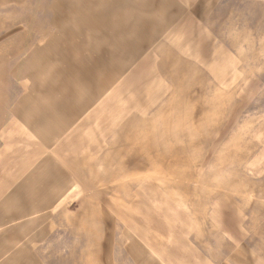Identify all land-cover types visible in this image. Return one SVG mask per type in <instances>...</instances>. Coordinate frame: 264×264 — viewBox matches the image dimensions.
Listing matches in <instances>:
<instances>
[{
	"label": "rangeland",
	"instance_id": "rangeland-1",
	"mask_svg": "<svg viewBox=\"0 0 264 264\" xmlns=\"http://www.w3.org/2000/svg\"><path fill=\"white\" fill-rule=\"evenodd\" d=\"M165 1L0 0V264H264V0Z\"/></svg>",
	"mask_w": 264,
	"mask_h": 264
},
{
	"label": "crops",
	"instance_id": "crops-1",
	"mask_svg": "<svg viewBox=\"0 0 264 264\" xmlns=\"http://www.w3.org/2000/svg\"><path fill=\"white\" fill-rule=\"evenodd\" d=\"M168 2V0H166L165 2H161L162 3V5H164L165 4V6H166V3ZM70 2H65L64 4H63V6H59V10L61 11V12H63V13H65V14H69V12L73 9V6H74V4H72L71 5V3L69 4ZM61 4V3H60ZM145 5H152V3H144ZM167 5H169V3L167 4ZM181 5H184V4H182V3H178L176 6H181ZM61 8V9H60ZM70 10V11H69ZM66 17H63L62 18V20H64ZM64 25V24H63ZM64 29V28H63ZM138 48H139V46H138V44L137 45H135V48H133L135 51L136 50H138ZM113 57V55H111V58ZM110 58V59H111ZM52 178H54L53 176H52ZM56 179V178H55ZM24 199H25V204L27 203V204H30L31 205V203H29V202H27L26 200L27 199H32L31 201L32 202H34V203H32V208L34 207V209H35V202L36 201H38V200H41V198L40 197H27V196H24L23 197ZM28 212V211H27ZM30 212H33V211H30ZM26 213V212H25Z\"/></svg>",
	"mask_w": 264,
	"mask_h": 264
}]
</instances>
